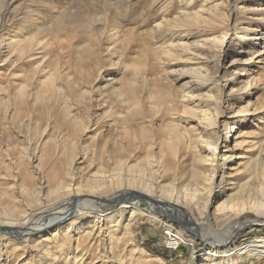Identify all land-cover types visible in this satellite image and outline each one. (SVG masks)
Instances as JSON below:
<instances>
[{
  "label": "rangeland",
  "instance_id": "obj_1",
  "mask_svg": "<svg viewBox=\"0 0 264 264\" xmlns=\"http://www.w3.org/2000/svg\"><path fill=\"white\" fill-rule=\"evenodd\" d=\"M259 4L263 10L253 14ZM190 16L198 22L181 37L186 48L169 59L163 51L179 31L162 28L157 35L156 26ZM207 28L212 32L202 33ZM208 35L222 39L205 42ZM196 42L223 47L221 54H207L219 84L206 82L194 91L224 102L226 116L213 137L219 160L233 155L225 178L231 183L215 184L222 196L211 204L201 190L207 165L195 138L202 133L187 110L197 102L182 97L190 68L205 57ZM139 98L140 115L129 113L122 124V109ZM230 118L237 120L231 124ZM227 121L234 126L228 133ZM121 125L129 126L130 137L141 138L137 132L145 130L152 143L125 141ZM125 152L133 174L154 173L174 187V200L199 190L189 207L183 204L188 215L194 206L206 212L209 225L196 215L154 221L142 210L126 227L127 207L122 218L87 209L77 221L57 219L53 228L23 237L3 228L0 264H264V217L245 213L238 219V209L232 210L264 187V0H0V207L42 213L68 183L73 189L103 182L116 187ZM221 204L226 207L219 211ZM239 222L231 241L211 251L210 241L220 243Z\"/></svg>",
  "mask_w": 264,
  "mask_h": 264
},
{
  "label": "bare ground",
  "instance_id": "obj_2",
  "mask_svg": "<svg viewBox=\"0 0 264 264\" xmlns=\"http://www.w3.org/2000/svg\"><path fill=\"white\" fill-rule=\"evenodd\" d=\"M188 6H189V4L186 5V8H188ZM262 10H263V8L259 4L254 8L253 14H255V12H257V11H262ZM185 15H189V14H187L185 12ZM197 22H198V17L190 16L184 20H176V21H171L170 23H167V24L157 25L156 29H155V31L159 32L157 35L161 34L162 28L163 29L165 28V30H167L168 28L171 27V29H174V31L175 30L179 31L178 34L170 37V42H168V44L166 45V49L164 48L165 51H163V52L165 54L164 53L163 54L167 55L168 58L170 59V58H172L171 57L173 55L172 53L176 49H179V48L181 49V47H182V49L186 48L185 41H183V39H181V37H187L190 34V28H191L190 25L195 24ZM204 32L207 33V32H212V31H211V29L209 30L207 28V29H204L202 31V33H204ZM214 32H216V31L214 30ZM227 33H228V31H227ZM200 35L199 36L202 37L203 34H200ZM225 36H226V34L223 35V37H225ZM208 37H209V35H208ZM208 37L203 38L205 42L210 39V37L209 38ZM220 39H222V37H220V38L216 37V39H214V40L211 39L209 41L210 42L212 41L214 43V42H216V40H220ZM197 43L198 42H196V44ZM213 46L214 45H212V46L205 45V43H203V42H201V44L198 43L196 45V48H195L196 50H201V51L204 50L207 53L205 54V52H204L202 54V56L205 55V57H203V58H202V56H200L201 53L197 54V56L202 58V60L200 62L202 64H200L198 67H196L194 69L190 68V72H189L190 81H187L186 84L184 85V88H183L184 94L182 95L183 98H187L189 96V97H191V99H196V102H197L196 107H190L187 110H188V113L191 114L192 117L196 120V123L200 128V132L202 133L200 136H198V138L196 137L195 140L200 145V149L204 153V155L201 157V160L206 163L205 166L207 165V167H205L207 169L206 179H205V183L201 187V190L206 193V197L208 198L209 204H211L212 202H215L217 199H219L222 196V191H219V192L213 191V187L216 186L215 184L218 183V181L219 182L225 181V187L227 184H229L230 179L228 180L225 178H226V172L228 174H230L228 169H230V167L232 165V163L230 161H231V158H233V155H229L227 157H222V155H221L220 160L218 159V156H219L217 153L218 145H217L216 138L214 139V137H213L215 130H216L215 128L217 127V125L220 121V118L222 117V115L226 116V114H224V108H225L224 102L220 98L218 100H216L214 97L215 94L211 93V92L210 93L207 92V95H205L203 97H202V95H196L195 96V94H194V91L204 87V85H206V82H210V84H214V85L219 84L218 74L212 75L211 74L212 72L209 73V71H208L207 65L209 62H212V60H210V56L207 57V54L211 55V54H209L211 50H217L218 51L217 53L221 54L223 52V47L218 46V47H220V49L218 50ZM24 49L27 50V47H23V50ZM176 52H177V50H176ZM257 55L256 56H257L258 60L256 62H261L263 59L262 53L257 54ZM213 56H215V55L213 54ZM219 57H220V55H219ZM165 58H167V57H165ZM201 58H199V59H201ZM181 73L183 75H188L184 71H181L180 74ZM216 73H218V72H216ZM177 79H178V76H177ZM246 83L247 82H245V84ZM182 84H184V83H182ZM246 86H247V84H246ZM16 100H17V103H19L18 99H16ZM133 105H134V107H131V108L128 107L130 110L129 109L124 110L125 108L122 109V113L119 116L120 120H121L120 122L122 124L128 123L127 122L128 121L127 115L129 113H131L133 116L134 115H137V116L140 115V113H139L140 108H142V106L144 105L141 102V99L139 98L136 101H134ZM230 111L231 110H229V112ZM247 111H249L248 108L244 109L243 111L239 110L235 114L241 113V112H247ZM141 113H142V111H141ZM186 114H187V112H186ZM135 118H134V121L138 120L137 118L135 120ZM236 120L237 119H231L230 118L231 124L234 123ZM137 123L133 122V124H136V125H137ZM136 125H134V126L136 127ZM207 126H210L211 128H207ZM126 127H129V126L121 125L122 129H126V130L122 131L124 140L125 139L127 140L128 138H130L129 141L135 142L133 140L134 139L136 140V138H138V136L136 137V136L132 135L130 137V135L127 132L128 128H126ZM233 128H234V126L230 125V123L228 121L225 122V129H226L227 133L231 132ZM133 129L135 130V128H133ZM133 129H132V131H133ZM172 130H176V128L172 129ZM137 131H138V129H137ZM137 131L135 130V133ZM144 131L137 132L138 135L141 134L140 135L141 138H138V139H140L142 141H147V144L152 143V141L150 139L151 135H147L145 133L146 131L145 132ZM168 131H169V129H168ZM129 133H130V131H129ZM137 133H136V135H137ZM172 139H174V137H172ZM172 139L170 138L171 141H172ZM227 139H228V136L225 135L224 141H227ZM169 148H170V146H169ZM136 155H137V153L134 154L133 158H136L137 157ZM148 156L153 158L152 152H148ZM128 157H129L128 153L125 152L122 154V162H120L121 166H120L118 175L113 180L116 184V187H114V184H113V186H108V188H107V184L105 182H103L102 184L101 183L94 184L93 186L88 185L87 188L79 187V188L73 189V188H71V184L68 183L67 188L64 189L63 192L59 193L56 196V197H60V198L56 199L53 202L51 208L48 211H44L42 213H36L35 211H33L29 208L27 209L29 211L22 213L21 211H17V212L8 211L5 208L0 207V230H1L0 232H4L3 228H6L8 230H11L12 233L16 232L17 235H20L21 237H23V236H26L28 234V232H31V230L38 231V230H41L42 228H44V229L53 228L55 225L54 220H57V219L76 217V218H74L75 220L73 219L69 223H71L73 221H77V220H79L80 216L85 211H87V209L88 210L93 209V210H97V211H101V212H105V210H106L107 213H109L111 215L120 216L122 218L123 217L122 211L125 207L131 209L128 211V212H130V215L126 218L127 219L126 227L127 226L130 227V225H132L133 222L137 219V216L140 215L141 213H144V212H142V210L148 211L150 213V215L154 217V221L159 220L160 217L175 218L178 216L176 214H179V215L182 214L185 216L187 215V216H189L187 218L190 221V217L193 218L192 215H196L197 217L198 216H200V218L202 217V220H204V222H206L209 225L208 216H207L206 212H203V213L201 212V214L200 213L198 214L197 213L198 209L195 211L196 206H194L193 207L194 209L192 208L193 212H191L190 215H188V212L186 211L187 209L185 208V205H186V207L187 206L189 207V203L191 204V200H193L194 196H196V192L199 190H195L193 192H189V191L186 192L185 191V193H178V194L176 193L177 198H176V200H174L172 197L173 196L172 194L174 191L173 186L171 189H169V187L167 188V186H165L164 184H161V182L158 180L157 177L154 178L155 176H154V173H152V172L149 174L150 176L146 175V177H145V175L140 176L141 174L140 175H137L135 173L133 174V172H134V169H132L133 167L131 168L130 166H128L129 165L127 162L129 160ZM151 161H153V159ZM135 166H134V168H135ZM147 176L149 179H147ZM107 177H108V175H104V177H103L104 181H106ZM103 178L98 180V181L99 182L103 181ZM107 180L109 181V179H107ZM167 185H168V183H167ZM177 191H179V190H177ZM258 191H259V193H258V195L255 194V198L253 197L252 193H250L248 195V197H249L248 201H250V199L253 200L252 206L249 207V210L243 211L240 209L248 201H242V202H240L239 205L236 204V206L235 205L232 206L233 207L232 210L238 209L237 210L238 213L235 214L236 218H238V219H239V217L241 218L245 213H253L255 215L256 220H260L261 217H264V216H262V214H264V212L259 211L260 208H264V187L263 186L260 187L258 189ZM102 195L104 197H102ZM256 196L260 197V199L256 200ZM95 198H96V200H94ZM179 199H181V200H179ZM173 200L175 202L173 205H171V202ZM4 203L6 205L9 204L8 200H6V199H4ZM183 203H185V205ZM224 207H226V206L224 204H221V206L218 207V210L221 211L224 209ZM88 213H90V212H88ZM184 220H186V218H184ZM262 223H264V221ZM242 224L243 223L239 222L236 225V227H234V229L229 234H227L226 237L220 243H215L214 241H210L209 247H210V249L212 248L211 251H214V248H216V246L220 247L222 245L229 243V241H231L232 237L234 236L233 234H234L235 230L242 227ZM94 227L96 230H98L97 233L101 234V227L98 224ZM29 228H32V229H29ZM95 234H96V231L93 233V235H95ZM97 237H98V235H97ZM212 253L214 255L215 252H212Z\"/></svg>",
  "mask_w": 264,
  "mask_h": 264
},
{
  "label": "built area",
  "instance_id": "obj_3",
  "mask_svg": "<svg viewBox=\"0 0 264 264\" xmlns=\"http://www.w3.org/2000/svg\"><path fill=\"white\" fill-rule=\"evenodd\" d=\"M170 237H169V240H170V242L174 239L175 240V235H174V233H172L171 231H170Z\"/></svg>",
  "mask_w": 264,
  "mask_h": 264
},
{
  "label": "water",
  "instance_id": "obj_4",
  "mask_svg": "<svg viewBox=\"0 0 264 264\" xmlns=\"http://www.w3.org/2000/svg\"><path fill=\"white\" fill-rule=\"evenodd\" d=\"M193 229H194V228H192L191 232H193V231H194Z\"/></svg>",
  "mask_w": 264,
  "mask_h": 264
}]
</instances>
